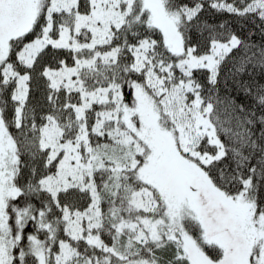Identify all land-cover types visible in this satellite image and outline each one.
Returning <instances> with one entry per match:
<instances>
[{"label":"snow or ice","instance_id":"1","mask_svg":"<svg viewBox=\"0 0 264 264\" xmlns=\"http://www.w3.org/2000/svg\"><path fill=\"white\" fill-rule=\"evenodd\" d=\"M0 264H264V0H0Z\"/></svg>","mask_w":264,"mask_h":264}]
</instances>
